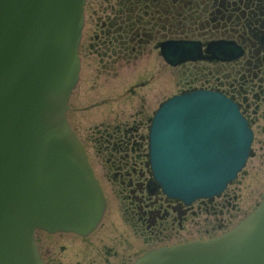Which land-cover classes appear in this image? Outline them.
<instances>
[{
	"label": "water",
	"instance_id": "water-1",
	"mask_svg": "<svg viewBox=\"0 0 264 264\" xmlns=\"http://www.w3.org/2000/svg\"><path fill=\"white\" fill-rule=\"evenodd\" d=\"M83 5L0 0V264H44L36 229L86 234L104 210L65 118L78 79ZM199 57L178 42L168 58L177 64ZM251 140L247 121L224 95L174 96L150 129L154 178L169 197L186 202L218 194L244 165ZM133 264H264V198L222 235L152 249Z\"/></svg>",
	"mask_w": 264,
	"mask_h": 264
},
{
	"label": "flooded vegetation",
	"instance_id": "flooded-vegetation-1",
	"mask_svg": "<svg viewBox=\"0 0 264 264\" xmlns=\"http://www.w3.org/2000/svg\"><path fill=\"white\" fill-rule=\"evenodd\" d=\"M84 15L77 94H101L93 104L103 105L104 115L82 141L91 146L87 155L106 207L89 234L37 231L44 262L131 264L150 248L188 241L222 213L231 226L230 192L186 204L161 191L144 131L175 85L229 95L253 131L264 132V0H86ZM172 39L197 41L203 50L222 40L240 54L172 66L160 53Z\"/></svg>",
	"mask_w": 264,
	"mask_h": 264
},
{
	"label": "rangeland",
	"instance_id": "rangeland-1",
	"mask_svg": "<svg viewBox=\"0 0 264 264\" xmlns=\"http://www.w3.org/2000/svg\"><path fill=\"white\" fill-rule=\"evenodd\" d=\"M79 88L80 87H78V89ZM177 89L178 88L174 85L172 93L179 92V90ZM73 94H77V89ZM74 103L75 100H72L71 98L70 108L72 112L67 116V118L73 125L76 133L83 139V141H85L87 138L86 136L89 134V129H87L85 125L83 127L82 125L75 123V108L78 105ZM156 104L152 107V110L155 108ZM103 108V105H96L90 108L92 109L90 112L92 114L93 120L100 117L99 111L103 110ZM150 115L151 114H149L148 116ZM144 132H146V129ZM86 148L90 153L91 146L89 143L86 144ZM251 152L252 155L248 158L243 169L239 172L234 182L229 184L227 189L225 190V192H230L232 195L230 206L228 207V209L229 213H232L235 219L251 210L257 204L259 198H261V196L264 194V132L257 130L254 131V141L252 143ZM232 205L235 206V210L232 208ZM215 218H217L215 222L211 220L213 223L204 224L206 226L204 227L205 230L203 232L197 233L196 230L190 232L188 235V239L214 235L215 233H218L222 226H225V224L229 225V220H227V216H225L223 213L220 216L217 215ZM213 224L217 225L215 226V230L212 229ZM218 225H221V227H218Z\"/></svg>",
	"mask_w": 264,
	"mask_h": 264
}]
</instances>
